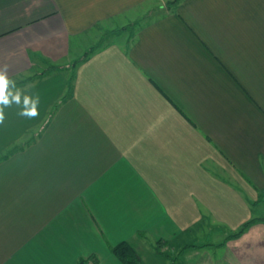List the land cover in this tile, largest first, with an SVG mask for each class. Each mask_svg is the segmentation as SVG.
Masks as SVG:
<instances>
[{
	"label": "crops",
	"instance_id": "1",
	"mask_svg": "<svg viewBox=\"0 0 264 264\" xmlns=\"http://www.w3.org/2000/svg\"><path fill=\"white\" fill-rule=\"evenodd\" d=\"M173 1L0 0V264H264V0Z\"/></svg>",
	"mask_w": 264,
	"mask_h": 264
},
{
	"label": "clouds",
	"instance_id": "2",
	"mask_svg": "<svg viewBox=\"0 0 264 264\" xmlns=\"http://www.w3.org/2000/svg\"><path fill=\"white\" fill-rule=\"evenodd\" d=\"M23 97V98H22ZM13 103L21 105L19 115L35 117L38 114L39 97L22 94L21 90L15 88V83L7 75V68L0 70V123L4 119V107Z\"/></svg>",
	"mask_w": 264,
	"mask_h": 264
},
{
	"label": "rangeland",
	"instance_id": "3",
	"mask_svg": "<svg viewBox=\"0 0 264 264\" xmlns=\"http://www.w3.org/2000/svg\"><path fill=\"white\" fill-rule=\"evenodd\" d=\"M254 213L256 214V217L257 216L258 217H264V202L263 203L261 202L259 207H257L256 209H253V214ZM189 236H190L189 234L184 235L183 240H187V238ZM197 237H200L198 242H201L202 245L205 243H208V242L213 243V242H216V240H219V239H216V234L208 232L207 228H203L199 233L196 232L194 238H197ZM209 238H211V239L209 240ZM180 240H179V242H182V240L181 241ZM193 244H197V243L193 242ZM175 248H177V247L172 246V245L168 246L167 248H164V251H163L164 257L162 255L157 256L155 254L156 251L151 250V248L146 249L144 251V253L142 252L141 256H143V260L146 262L148 253H151V254H154L158 259H160L163 264H173V262L168 261L167 257H176V254L175 255L173 254L175 252V250H174ZM207 254L209 255L210 252H205V251L204 252H191V253H189V255L187 257L191 256V258L194 257V259L198 258L199 262H196V264H211L209 256H207ZM185 261H186V259L184 260V263L186 264ZM179 263L182 264V261H179Z\"/></svg>",
	"mask_w": 264,
	"mask_h": 264
},
{
	"label": "trees",
	"instance_id": "4",
	"mask_svg": "<svg viewBox=\"0 0 264 264\" xmlns=\"http://www.w3.org/2000/svg\"><path fill=\"white\" fill-rule=\"evenodd\" d=\"M180 0H174L173 2L169 3L170 8H175ZM46 73H42L39 76H45ZM259 223H264V218L263 219H253L240 228V230L230 236L227 237L225 242H228L230 240H235L239 239L242 237L246 232H248L254 225L259 224ZM112 252L114 255L123 262V264H139L141 257L138 254L136 248L128 243V242H123L119 244L118 246L114 247L112 249ZM91 259L87 260H82L80 264H90Z\"/></svg>",
	"mask_w": 264,
	"mask_h": 264
}]
</instances>
